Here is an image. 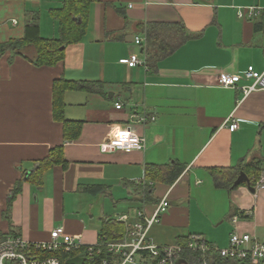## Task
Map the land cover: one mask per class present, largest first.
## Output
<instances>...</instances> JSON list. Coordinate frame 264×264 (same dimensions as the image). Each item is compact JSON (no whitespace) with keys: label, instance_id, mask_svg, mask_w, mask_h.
<instances>
[{"label":"crops","instance_id":"0c3cea01","mask_svg":"<svg viewBox=\"0 0 264 264\" xmlns=\"http://www.w3.org/2000/svg\"><path fill=\"white\" fill-rule=\"evenodd\" d=\"M62 5L0 0V43L22 39L35 16L44 39L59 38L55 13ZM252 5L264 7V0H95L85 37L67 45L59 63L36 64L32 45L2 53L0 239L47 241L63 227L93 245L108 222H117L121 241L167 197V211L148 232L157 245L198 235L222 248L234 231L264 240V189L218 186L213 176L253 159L262 160L264 171V90L246 95L240 88L246 80L217 84L221 73L264 71V20L238 15L239 7ZM150 29L172 52L158 57L147 50ZM133 54L144 64L122 62ZM60 78L104 85L101 93H64L65 119L82 122L75 139H66L54 117ZM233 120L239 127L231 131ZM127 124L144 137L145 149L103 152L101 143ZM58 147L65 163L45 168L39 183L29 180ZM177 163L185 169L171 181L165 173Z\"/></svg>","mask_w":264,"mask_h":264},{"label":"built area","instance_id":"2783aa9c","mask_svg":"<svg viewBox=\"0 0 264 264\" xmlns=\"http://www.w3.org/2000/svg\"><path fill=\"white\" fill-rule=\"evenodd\" d=\"M238 15L245 19L264 20V7H239ZM135 42L141 44L143 39L137 36ZM122 62L131 68L144 64L138 54H133ZM240 80L249 82L240 86L246 95L264 90V71H258L254 66H249L241 74L221 73L217 84L221 87H237ZM116 107L121 108V103L118 102ZM238 127L239 123L235 120L229 125L231 131ZM100 148L103 152L141 151L145 149V139L134 130L133 125L127 124L114 130L108 139L101 143ZM255 189H264V171ZM168 207L169 201L165 197L157 204L152 215L142 214L143 218L130 225L125 238L117 242L98 241L93 245L85 244L79 236L68 234L63 227L53 229L47 241H28L19 234L7 236L0 239V264H61V253L73 251H78V255L85 257L105 252L106 256L101 264H176L183 250L182 245H157L148 239L149 229L160 221L161 214L167 211ZM119 220L127 222L128 217L122 216ZM188 248L204 254L215 251L228 259L264 264V240L248 232L234 231L230 235L229 244L222 248L210 245L201 236L191 235Z\"/></svg>","mask_w":264,"mask_h":264},{"label":"trees","instance_id":"16d2710c","mask_svg":"<svg viewBox=\"0 0 264 264\" xmlns=\"http://www.w3.org/2000/svg\"><path fill=\"white\" fill-rule=\"evenodd\" d=\"M95 0H63V5L60 9L56 10L55 18L59 22L60 36L56 39H44L41 36V27L37 17H33L25 28V36L22 39H13L6 43H0V55L7 50L15 49L22 50L25 47L32 45L35 48L36 57L34 61L38 65L52 66L65 57L66 46L78 43L83 40L88 30L89 23V10L90 5ZM151 27H164L163 25H151ZM158 31V30H157ZM156 31L149 30L148 33V48L147 50L160 53L159 56H163L172 52L173 46H169L168 43L159 45ZM150 54V53H149ZM154 58V56H151ZM155 59V58H154ZM103 83L100 81L91 80H68L65 78L56 79L54 82V95H53V112L56 120L61 121L64 125V132L66 139H75L81 132L82 122H73L65 119L64 116V93L67 90H81L86 92L101 93L103 90ZM262 160L253 159L245 165H239L237 167L229 169L227 173L223 170H213V176L218 186L232 188L235 180L237 179L241 171L245 172L251 180V185L255 187L261 176V164ZM64 164L65 159L63 156L62 148L58 147L50 152V155L41 162V166L37 169L34 175H31V181L39 183L41 181V173L45 168H48L54 164ZM185 166L177 163L176 167L165 173L169 180L174 181L183 172ZM226 171V170H225ZM227 175V176H226ZM227 177V178H226ZM240 185H246L243 182ZM89 189V188H88ZM20 190L17 188L13 192V196ZM109 226L105 225L101 233L99 242H116L124 235L121 230L122 224L117 222H108ZM119 228V229H118ZM118 232V233H117ZM190 237L181 238L177 241V244L182 245L183 250L179 259L183 264H252L250 261H238L222 257L215 251H209L202 253L200 251H193L188 248V242ZM78 251L62 252L61 264H67V261L76 255ZM105 252L100 254H94L93 256L86 257L84 264H101L102 259L105 257Z\"/></svg>","mask_w":264,"mask_h":264},{"label":"water","instance_id":"95a60500","mask_svg":"<svg viewBox=\"0 0 264 264\" xmlns=\"http://www.w3.org/2000/svg\"><path fill=\"white\" fill-rule=\"evenodd\" d=\"M243 182H245L249 189L252 191V192H255V187H253L251 185V180L250 178L248 177V175L245 173V172H241L240 175L238 176V178L236 179L235 183H234V186H238L240 184H242ZM86 261V257L84 255H77L71 259H69L67 261V264H84ZM176 264H183V262L179 259L177 261Z\"/></svg>","mask_w":264,"mask_h":264}]
</instances>
